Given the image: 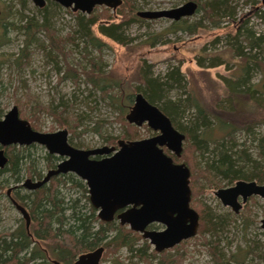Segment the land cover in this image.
<instances>
[{
  "label": "rangeland",
  "instance_id": "obj_1",
  "mask_svg": "<svg viewBox=\"0 0 264 264\" xmlns=\"http://www.w3.org/2000/svg\"><path fill=\"white\" fill-rule=\"evenodd\" d=\"M130 1L136 13L137 11L168 10L188 1H193L202 8L212 0ZM226 4L230 9L221 14L215 23L206 19L203 10L199 9L193 16L186 19L182 26H195L192 29L193 32L172 28L171 24L174 22L165 19L133 23L125 29L124 35L133 38V41L127 46L119 45L102 37L96 31V26H93V33L104 45L97 50L92 45L85 43V40L77 33L75 14L81 13L64 9L50 0H45L42 8L36 7L32 0H0L2 12L0 25V119L13 106H16L20 117L28 121L34 130L41 133H53L64 128L59 126L55 118L50 115L44 114L40 115L38 119L32 118L30 107L26 105L29 101L27 102L25 97L36 99L41 105L57 108V111L61 110L59 105L65 104L67 106L66 113L70 117V120L66 122L69 130H66L68 140H71L70 144L73 147L86 150L116 146L118 140H124L120 136L125 130V126L119 121L120 112L116 106L121 107V113L125 117L133 104L134 95L139 93H135L133 90L140 84L141 68L145 62L150 66L153 77L162 78L168 72L178 68L181 83L167 89L165 96L171 102L187 100L184 102L185 106L180 107V112L174 116V124L181 128L190 126L195 111L205 110L211 121L209 128L205 129L206 134L208 136L210 132L211 139L217 140L225 132L216 128L212 115L216 112L220 115V119L225 121L227 118L230 120V116H234L235 112L243 109L244 112L238 117L248 121L249 132L244 129L236 131L234 133L235 140L238 145L244 143V148L250 158L264 166V158L258 155L255 149L256 145L252 141V138L264 137V124L260 123L264 116V108L248 102V97L245 96L241 99H247L246 103L239 104L235 112H228L229 107L226 110L217 108L224 106V98L230 95L228 86H231L234 81L229 84L226 81L236 80V78H242L246 82L244 85L237 86L238 91L255 89L259 92L255 94V97L264 102V6L259 0H226ZM43 9L45 11L41 13L40 11ZM93 14L101 16L102 22L106 20L107 16H111L115 20L118 19L113 11L104 12L103 7L94 9ZM44 17L47 18L54 37L64 39L71 36L73 39V45L66 47V50L71 54L68 62L76 71L75 74H78L77 76L81 74L78 64L82 68L88 67L84 55L89 54L90 57L98 60L101 74L113 86L110 93L115 97L112 99L114 106L90 84L86 83L82 75L76 82L67 76L68 71L61 56L50 58L47 55L49 49L41 47V44L44 47L50 44L45 35L46 31H38L39 33H36L34 37L35 41L32 40L28 45L25 44L26 38L21 26L27 19L41 23ZM85 17L87 16L85 15ZM154 36H157L156 43L150 47L149 40ZM233 36L237 37L236 40L231 38ZM229 41L236 47L240 46V49H243L242 54L246 58L249 55L256 62L249 61L245 64L242 58L233 53V47ZM251 41H255L257 45L251 47L249 45ZM25 46L29 53L28 62L24 67L18 68L14 60ZM85 47L84 52L83 48ZM24 58L21 62L26 60ZM217 58H220L221 64L210 67L212 60ZM257 63L260 65L257 66ZM245 66L248 67L246 73L243 70V67L246 69ZM120 94H123L122 97ZM124 94L132 95L127 105ZM235 117H237L236 114ZM174 124H172L173 127ZM93 128H97L98 133L92 131ZM136 130L139 137L136 140L148 139L157 134L150 130L146 124L137 127ZM109 138H114L111 139V142L113 140L115 145L109 144ZM115 138L117 139L115 140ZM23 148L25 147L19 146L15 149L19 155H22L23 161L18 179L16 180L7 171L0 174V234L13 232L23 224L21 215L15 210L6 195L7 190L23 183L27 179L26 174L30 167L31 171L43 177L50 169L49 166H56L61 161L59 157L49 155L42 146L34 145L26 147V149ZM164 152L173 158L172 154L166 150ZM181 155V158H173L174 163L184 164L183 152ZM199 164L203 166V162L200 161ZM72 176V178H64L68 183L65 187H59L60 197L67 205L70 201L75 200L83 208L82 212L88 214L90 204L88 200H85L86 193H82L79 188L71 184L73 179L82 181L76 176ZM33 179L37 180L35 176ZM215 180L219 185L218 188L203 189L198 200L212 214L222 218L221 228L214 235L197 233L195 237L167 250L166 254L177 255L179 264H215L204 242L207 240L217 242L216 249L223 262L221 264H264V230L260 223L264 219V200L252 197L238 214H234L230 208L224 207L214 196L216 190L229 188L234 185V182L223 178ZM83 185L85 187L84 183ZM30 194L24 188L18 190V196H31ZM21 203L29 210L26 199ZM191 208L198 214L199 208L196 205ZM65 214L67 216L68 211ZM71 223H73L72 220ZM115 224L118 222L116 221ZM97 225L95 222L93 228L96 229ZM33 228L34 224L30 225L29 230ZM151 229L162 230L163 227L154 224ZM50 243L51 241L49 243L40 241V243L37 242V245L44 249ZM140 245L141 243H138L137 248ZM149 246L147 255L153 251V247ZM49 257L53 259L51 253H49ZM158 263L159 260L154 258L145 263L138 258H131L125 248L105 250L100 261V264Z\"/></svg>",
  "mask_w": 264,
  "mask_h": 264
},
{
  "label": "trees",
  "instance_id": "obj_2",
  "mask_svg": "<svg viewBox=\"0 0 264 264\" xmlns=\"http://www.w3.org/2000/svg\"><path fill=\"white\" fill-rule=\"evenodd\" d=\"M133 7L134 6L130 0H122V4L114 10L103 7L104 12L113 11L118 17V19L115 20L113 17L107 16L105 18L106 20H103L104 22L101 21V16L93 14L94 11L91 15H86L87 17L83 14H75L78 29L77 33L85 40V43L90 44L95 49L99 50L104 45L93 33L92 27L96 26V31L102 37L119 45L127 46L133 41V38L124 35L125 29L133 23L147 21L138 18ZM128 8L130 9L128 10ZM198 9L203 10L206 19L215 23L221 14L226 13V10L230 8H228L226 0H212L202 6V8L198 6ZM44 11L45 10L43 9V11L40 12L43 13ZM184 22V20L174 22L171 24L172 28L193 32L192 29L195 26H182ZM21 29L26 38V45L32 40L35 41L36 38L34 37L36 33H39L38 31H46L45 35L50 44L45 47L41 44V47L49 49L47 55L50 58L61 56L68 71L67 76H70V78L76 82L82 75L86 83L90 84L93 89L98 91L103 98L108 99L110 101L109 103L113 105L112 99L115 97L110 93L113 86L108 79L101 74L100 63L98 60H95V58L90 57L89 54L85 53L86 55H84V59H86L88 67L82 68L78 64V67L81 68V74L79 76H77L78 74H75L76 71L72 69L71 64L68 62V58L71 54L66 50V47L73 45V39L71 36L64 39L54 37L46 17H44L41 23L34 21L33 19H27V21L21 26ZM156 37L157 36L150 38L148 44L150 47L156 43ZM231 38L236 40L237 37L233 36ZM230 44L233 47V53L242 58L245 61V64L249 61H253V63L256 62V60L252 59L249 55L246 58L245 55L242 54L243 49H240V46L236 47L231 42ZM249 45L253 47L257 44L255 41H251ZM83 49L85 52L86 47ZM27 51V46H25V48L20 51V55L14 60V63L18 68H22L27 64L29 56ZM22 58L26 60L21 62ZM221 62L220 58L214 59L212 60L210 67L218 66ZM259 65L260 63H257V66ZM245 67L246 69L243 67V70L246 73L248 67ZM232 81H234L233 84L228 86L230 95L224 98V106L217 107L219 110H226V108L229 107L228 112H235L239 104L243 105V103H246L247 99H241L243 96L248 97V102L255 106L264 108V102L255 97V94L259 93L257 90L248 89L245 91H238L237 86L244 85V83H246L245 80L242 78H236V80L229 79L226 82L229 84ZM180 83L178 68L168 72L167 75L162 78L153 77L150 72V66L143 62L140 84L139 86L134 87L133 91L135 93H141L150 104L155 105L170 119L171 123L174 124V116L180 112V107L185 106L184 102H187V100L171 102L166 99L165 93L167 92V89H170L175 85H180ZM122 95L123 94H120L121 97ZM131 96L132 95L124 94L126 105L130 102ZM25 99L27 102L29 101L26 105H29L30 107L32 118L38 119L40 115H50L55 118L59 126L69 130L66 126V122L70 120V117L66 113L67 106L65 104L59 105L61 110L57 111V108L53 109L50 106L41 105L36 99L29 98L28 96H26ZM116 109L120 112L119 121L125 126L124 133L120 138L130 141L139 139L136 127L125 121V117L121 113V107L116 106ZM242 110L243 109L235 112L233 114L234 116H230V120L227 118L225 121L221 120V117H219L220 115L216 112L212 115L215 117H213V122L215 123L216 128L221 132H225L224 135L217 140L211 139L209 135L210 132L208 133V136L206 134L207 131H205V129L209 128L211 121L209 120L210 116L205 110L195 111L188 128H181L174 124L176 126L174 127L185 135L182 152L185 161L184 164L187 165L191 172L189 183L191 190V207L196 205L197 208H199L198 214L200 226L198 227V234L214 235L222 226V218L218 215L212 214L198 200V196L203 189L210 187L213 189L218 188L219 185L216 183V178H223L229 182H235L237 180L248 182L254 181L257 184L264 185V166L251 159L246 148H244L245 144L242 143L238 145L234 137V133L240 131V129L249 132L248 121L244 118L238 117L244 112ZM235 114L237 117H235ZM238 120H240V122H237ZM260 123L264 124V116ZM92 131L98 133L97 128H93ZM111 139L114 138L108 139L109 144L115 145L113 140L111 142ZM116 139L117 138H115V140ZM252 141L256 145L255 149L258 152V155L264 158V137H261L260 139L252 138ZM68 142L70 144L71 140ZM6 155L8 158L7 166L3 170H0V173L6 171L10 172V174L17 180L20 166L23 165L22 155H19V153L16 152L14 146L6 149ZM173 158L175 159L176 157L173 156ZM200 161L203 162V166H200ZM28 171H31V167ZM35 175L38 177V174ZM67 175L68 176L60 175L55 177L51 179L48 186L31 192V196L21 198L26 199L32 222L34 224V228L30 230V234L37 240L47 241L48 243L51 241L50 244H47L46 248L48 253L53 255V260L60 264H73L74 260L80 254L90 252L99 246H102L105 250H119L125 248L131 258H138L143 263L151 261V258L159 260L158 264L180 263L176 258L177 255H168L166 252L158 255L156 252L152 251L148 256L147 251L150 246L147 244V241L142 239L141 235L130 231L125 226L115 224L116 221L109 223L98 221L92 207H89V213L86 214L82 212L83 208L80 207L75 200L70 201L68 205L65 204L60 197L59 187H65L68 183V181H65V177H73L71 174ZM71 181L73 182L71 183L72 186L79 188L82 193H87L82 182L75 179ZM85 197V200L87 201V196ZM67 211L68 214L66 216L65 213ZM71 220L73 223H71ZM95 222L98 224L96 229L93 228ZM204 242L213 257L215 264L223 263L221 261V255L216 249L217 242H209L207 240ZM32 243L31 238L28 236L22 224L13 232L0 234V264H51L48 262V257L46 256L45 251L39 249ZM138 243H141V245L137 248L136 245ZM230 259H228V261H230Z\"/></svg>",
  "mask_w": 264,
  "mask_h": 264
},
{
  "label": "water",
  "instance_id": "obj_3",
  "mask_svg": "<svg viewBox=\"0 0 264 264\" xmlns=\"http://www.w3.org/2000/svg\"><path fill=\"white\" fill-rule=\"evenodd\" d=\"M50 1L87 16L95 8L114 10L122 4V0ZM259 1L264 6V0ZM32 2L42 8L45 0ZM196 9L197 4L188 1L168 10L137 11L136 16L147 21L179 22L191 17ZM125 120L138 128L146 124L157 134L142 140H118L112 147L78 149L68 143L66 129L53 133L34 131L26 120L19 118L18 109L13 106L0 119V147L35 144L44 147L49 155L62 158L41 182L31 184L27 180L24 187L34 190L52 176L73 174L85 183L89 203L100 222L118 221L120 226L139 233L156 253H161L195 237L199 227V215L190 207V170L185 164L174 163L173 158L164 152L166 150L179 158L185 135L177 131L170 119L141 93L134 95ZM6 162L4 151L0 149V169ZM214 196L224 207L238 214L248 198L255 196L264 200V185L239 180L229 188L216 190ZM13 205L28 227L29 216L25 209L15 202ZM260 223L264 230V219ZM152 224L161 225L163 229L149 230ZM102 253L103 248L98 247L80 254L73 264H100Z\"/></svg>",
  "mask_w": 264,
  "mask_h": 264
},
{
  "label": "flooded vegetation",
  "instance_id": "obj_4",
  "mask_svg": "<svg viewBox=\"0 0 264 264\" xmlns=\"http://www.w3.org/2000/svg\"><path fill=\"white\" fill-rule=\"evenodd\" d=\"M198 11V5H197V9H196V11H195V13ZM194 13V14H195ZM193 14V15H194ZM192 15V16H193ZM188 18H190V17H188ZM188 18H183V19H181L182 21L184 20H186V19H188ZM1 21H2V12H1V10H0V25H1ZM18 109V108H17ZM18 114H19V111H18ZM19 118L20 119H22L21 117H20V115H19ZM24 120V119H23ZM28 122V121H27ZM127 122V121H126ZM29 123V122H28ZM29 125H30V123H29ZM31 126V125H30ZM31 128H32V126H31ZM137 128V127H136ZM33 129V128H32ZM34 130V129H33ZM34 131H36V130H34ZM69 141V140H68ZM69 143V142H68ZM184 143V142H183ZM35 144H32V145H30L31 147L32 146H34ZM11 146H14L15 147V149H16V147H19V146H17V145H10V146H6V147H0V149H2L3 151H4V155L6 156V158H7V155H6V149L8 148V147H11ZM72 146V145H71ZM20 147H25V148H23V149H26V147H29V146H20ZM58 157V156H57ZM60 158V157H59ZM98 157H96L95 159H97ZM8 159V158H7ZM61 160H62V158H60ZM7 166V162H6V164H5V166L2 168V169H0V170H3L5 167ZM55 167L56 166H49V170L48 171H50V170H53V169H55ZM48 171L46 172V174L48 173ZM34 171H29L27 174H26V176H27V179L23 182V183H21L20 185H15L14 187H11V188H9L8 190H7V192H6V195H7V197H8V199H9V201L11 202V204H12V206H14L13 205V202H15L17 205H19V206H21L22 208H24L25 209V211L27 212V214H28V216H29V224H28V227H26V225H25V221H24V219L22 218V215L20 214V212L19 211H17L16 210V208H15V206H14V208H15V210L21 215V218H22V220H23V228L25 229V231L27 232V234H28V236L31 238V240H32V244L33 245H35V246H37L39 249H41V250H44L45 251V254H46V256L48 257H46L47 259H48V262H50L51 264H54V262H57V261H55V260H53V259H50V257H49V253H48V250L46 249V248H41L40 246H38L37 245V242L38 243H40V240H38L37 242H36V240H34L35 238L30 234V230H29V227H30V225H33V222H32V218H31V215H30V212H29V210H28V208H26V206L25 205H23V203H21L22 201H24L25 199H21L22 197H25V196H18V190L19 189H21V188H24L25 190H27L29 193H31V192H33V191H35V190H38L39 188H42V187H45V186H48V184L51 182V179H53V178H55V177H58V176H60V175H58V176H52L46 183H43L39 188H37V189H34V190H28L27 188H25L24 187V183L27 181V180H29L30 181V183L31 184H35V183H39V182H41L43 179H44V177H45V175L43 176V177H41L40 175H38V177L35 175L36 173H33ZM4 173V172H3ZM0 174H2V173H0ZM64 175H67V174H64ZM71 175H73V174H71ZM33 176H35L36 177V179L37 180H34L33 179ZM75 176V175H74ZM80 180V179H79ZM237 181H239V180H237ZM244 181V180H243ZM83 182V181H82ZM236 182V181H235ZM234 182V183H235ZM246 182H248V181H246ZM84 183V182H83ZM85 184V183H84ZM85 188H86V190H87V187H86V185H85ZM88 192V191H87ZM27 196H29V195H27ZM86 196H87V200L89 201V199H88V193H86ZM252 197H255V196H252ZM252 197H250V198H252ZM17 198V199H16ZM250 198H248L247 199V201L250 199ZM21 199V200H20ZM247 201L245 202V204L247 203ZM22 204V205H21ZM90 204V203H89ZM245 204H243L242 205V207L245 205ZM90 207H91V205H90ZM93 209V208H92ZM242 209V208H241ZM94 210V209H93ZM95 211V210H94ZM96 212V211H95ZM96 217H97V212H96ZM97 220H98V218H97ZM114 221H116V220H114ZM118 222V221H117ZM119 224V223H118ZM152 225H154V224H152ZM152 225H150L149 227H148V229L149 230H153V229H151V226ZM127 229H128V227H127ZM15 231V230H14ZM156 231H159V230H156ZM197 232H198V230H197ZM135 233V232H134ZM137 234H139V233H137ZM140 235V234H139ZM197 235V234H196ZM142 237V236H141ZM143 239V238H142ZM143 240H145V239H143ZM145 241H147V240H145ZM147 243H148V241H147ZM149 244V243H148ZM150 245V244H149ZM99 247H102V246H99ZM103 248V253H104V251H105V249H104V247H102ZM174 248V247H173ZM170 250V249H169ZM154 251V250H153ZM167 251V250H166ZM166 251H163V252H161V253H164V252H166ZM155 252V251H154ZM103 253H102V255H103ZM161 253H157V254H161ZM76 260V259H75ZM74 260V261H75ZM101 261V260H100ZM57 263H59V262H57ZM60 264V263H59Z\"/></svg>",
  "mask_w": 264,
  "mask_h": 264
}]
</instances>
